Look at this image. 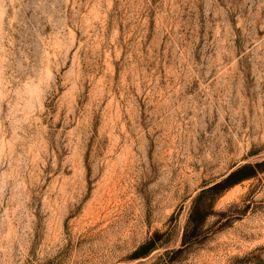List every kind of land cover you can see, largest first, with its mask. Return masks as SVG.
Listing matches in <instances>:
<instances>
[{"label":"rangeland","instance_id":"1","mask_svg":"<svg viewBox=\"0 0 264 264\" xmlns=\"http://www.w3.org/2000/svg\"><path fill=\"white\" fill-rule=\"evenodd\" d=\"M263 160L264 0H0V264H264Z\"/></svg>","mask_w":264,"mask_h":264},{"label":"trees","instance_id":"2","mask_svg":"<svg viewBox=\"0 0 264 264\" xmlns=\"http://www.w3.org/2000/svg\"><path fill=\"white\" fill-rule=\"evenodd\" d=\"M261 169H264V160L260 163L254 164V165H249V164L243 165V166L239 167L238 169H236L235 171H233L226 179H224V181H223L224 187H222V188H227V187L235 185V184H237L243 180L252 178ZM220 185H222V184L219 183L216 186H220ZM151 250H153L152 247H150L143 254L145 255V254L149 253Z\"/></svg>","mask_w":264,"mask_h":264}]
</instances>
